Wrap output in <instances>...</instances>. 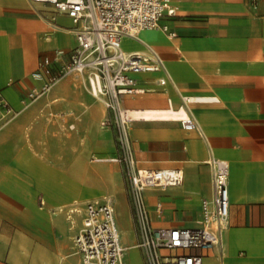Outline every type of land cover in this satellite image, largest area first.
Returning a JSON list of instances; mask_svg holds the SVG:
<instances>
[{"label": "crops", "instance_id": "1", "mask_svg": "<svg viewBox=\"0 0 264 264\" xmlns=\"http://www.w3.org/2000/svg\"><path fill=\"white\" fill-rule=\"evenodd\" d=\"M172 4L177 12L166 20L168 32L143 30L138 34L142 37H125L122 42L126 52L156 51L166 69L139 74L138 86L146 91L123 96L121 106L162 110L187 98L197 122L196 129L157 119L128 125L140 167L178 168L184 174L180 186L144 192L151 224L200 227L202 203L214 197L209 161L226 160L229 216L221 244L203 252V264H264V0L256 9L251 0H172ZM26 18L43 20V39H57L58 44H31V33L23 27ZM74 28L67 15L50 6L0 0L1 93L15 116L26 110L22 120L28 116L38 120L43 113L53 123L48 132H40L45 140L39 143L22 140L15 116L0 126V264H84L74 238L85 204L105 198L115 209L127 248L126 264H147L144 250L131 243L140 234L126 197L119 194L117 200L106 193H118V180L107 164L112 159L102 157L106 153L101 151L91 155L84 133L74 131L83 110H77L76 117L70 103H59L55 97L62 80L73 76L87 84L86 77L67 76L47 95L26 102L27 92L38 84L32 73L41 57L56 49L72 50ZM105 109L103 121L112 119L113 112ZM59 139L65 143L58 144ZM114 150L116 146L110 145Z\"/></svg>", "mask_w": 264, "mask_h": 264}, {"label": "built area", "instance_id": "2", "mask_svg": "<svg viewBox=\"0 0 264 264\" xmlns=\"http://www.w3.org/2000/svg\"><path fill=\"white\" fill-rule=\"evenodd\" d=\"M33 4L50 6L67 15L75 25V47L69 52L56 49L41 57L32 78L38 83L26 94V102L47 95L63 78L85 76L91 94L100 98L112 118L124 129L122 161L129 165L134 218L140 234L138 244L145 252L147 264H203V252L221 244L223 226L229 216V163L211 159L213 170L212 201H203V224L196 228H156L150 220L144 192L150 188L180 186L183 171L178 168H144L138 165L128 135L129 123L139 119L179 122L183 128L196 129L197 122L184 98L181 105L162 110L128 109L121 106L125 95L144 93L137 76L166 69L163 58L154 50L147 54L126 52L125 37H136L143 30L169 31L168 18L176 16L172 0H29ZM260 0H251L257 8ZM55 18V17H53ZM171 36L176 33L170 32ZM161 84L166 79H161ZM16 112L0 90V126ZM111 118L102 126H112ZM118 160V159H113ZM161 205H158V210ZM75 245L84 264H126L127 248L119 232L115 209L110 199H93L84 207V216Z\"/></svg>", "mask_w": 264, "mask_h": 264}, {"label": "rangeland", "instance_id": "3", "mask_svg": "<svg viewBox=\"0 0 264 264\" xmlns=\"http://www.w3.org/2000/svg\"><path fill=\"white\" fill-rule=\"evenodd\" d=\"M23 27L28 33H31L28 35V40L33 45L43 47L56 46L58 44L57 39H54L52 42H47L43 39L42 32L45 28V25L43 20L40 18H26ZM55 97L58 99L59 103H70L71 110H76V117L78 115L77 110H83L81 119L74 131L80 130L84 133L86 147L91 149V155L99 154L101 151L102 153H106V155L102 157L112 159L111 161L107 162V164L110 166L109 172H111V174L118 180L116 185L118 193H106L113 194L117 200L119 199V194H122L124 197H126L130 209L134 215L130 186V168L126 161H122V158L125 155V150L122 145L124 129L116 124L113 119L111 120L112 130L103 128L101 126L102 121L105 119V104L100 98H97L91 94L88 84H86L81 79L77 80L73 76H70L62 80L56 86ZM93 111L96 113L94 114ZM24 112H26V110L18 111L14 118V122L18 124V129L22 133V140L25 141V143H39L45 140V138L40 136V132H48V129H50L53 123L49 124L46 120V116L43 113L38 114V120H35L29 116L22 120L20 116ZM35 124H37V128L39 129L38 134L35 133ZM64 143L65 142L63 140L59 139L58 144L62 145ZM110 145H115L116 150L111 152ZM139 242L140 238H137L135 242L133 240L131 243H134L135 246H138Z\"/></svg>", "mask_w": 264, "mask_h": 264}, {"label": "bare ground", "instance_id": "4", "mask_svg": "<svg viewBox=\"0 0 264 264\" xmlns=\"http://www.w3.org/2000/svg\"><path fill=\"white\" fill-rule=\"evenodd\" d=\"M147 31V30H146ZM142 32V31H141ZM144 32V31H143ZM141 35V34H140ZM140 35H138V36H140ZM141 37H142V35H141ZM145 36L143 35V40H145L146 38H144ZM131 38V37H130ZM138 39V38H137ZM146 40H148V39H146ZM149 41V40H148Z\"/></svg>", "mask_w": 264, "mask_h": 264}]
</instances>
